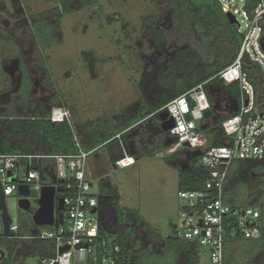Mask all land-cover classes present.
Here are the masks:
<instances>
[{"label":"trees","instance_id":"trees-1","mask_svg":"<svg viewBox=\"0 0 264 264\" xmlns=\"http://www.w3.org/2000/svg\"><path fill=\"white\" fill-rule=\"evenodd\" d=\"M168 4L172 9L173 25L180 36L178 43L184 47L177 50L176 57L170 60L168 68L161 73L162 88L159 92L150 93V83L143 91V106L146 111L120 121L115 131L108 135H102L98 127L91 126V123L78 124L85 148L96 151L100 147H108L113 163L115 158L123 156L125 152L134 154L137 159L154 157L172 144L174 138L161 128L166 113L162 108L193 86L210 79L208 84L213 86L214 95L208 90L207 94L211 102L213 97L218 99L225 96L228 103L229 99H237L240 94L237 82L227 84L217 76L221 69L232 63L241 45L243 35L238 31L237 24L230 22L216 0H168ZM161 39H165V34ZM244 68L255 86L257 107L264 113V79L259 66L246 57ZM48 78L51 86L50 75ZM57 105L63 106L59 98L53 103V106ZM137 107L140 108L141 105L138 104ZM39 110L40 107L33 113L28 112L26 118L0 119V154H61L76 151L73 132L67 120L52 121L51 110L45 114H41ZM223 118L217 122L216 127L209 122V117L206 119L209 128L205 131L209 130L207 136L210 141L212 135L217 136L212 141L216 145L223 144L219 131ZM137 128H141L142 140H139L141 136L138 133H134ZM86 131L88 132L83 133ZM117 134L120 137H116ZM181 155L182 152L178 149L165 158H175L178 161ZM33 161L48 172L43 176V183L53 184V160L35 158ZM197 162L198 156H195L185 160L183 164L176 163L174 167L179 172L178 190H198L203 187L208 170L197 166ZM254 173H264V158L234 160L229 168L225 191L232 206H254L261 210L264 232V180L256 186ZM99 184L103 189L98 196L100 237L114 238L119 243L120 252L112 254L115 264H169L164 260L170 256L172 249L176 250V264H200L199 245L196 242L185 240L177 233L164 237L150 226L138 209L121 206L120 194L111 184L108 175L100 178ZM241 186L251 189L242 199L237 198V195L232 196ZM122 225L125 226L123 232L119 228ZM137 230L141 233L137 234ZM39 231L40 228L29 218L25 222H19V233L29 235V238L1 237L0 264H25V260L31 256L40 261L55 256V241L36 237ZM238 237L243 238L236 236L233 241ZM137 239L144 248H129L127 240L134 242ZM247 243H253L252 239L247 238ZM147 244L149 246L146 247ZM164 244V257L161 258L164 260L157 262L155 258L160 254L155 253L153 248ZM102 253L106 251L99 252V255ZM229 261L232 262L231 259ZM87 264L100 263L90 259Z\"/></svg>","mask_w":264,"mask_h":264},{"label":"built area","instance_id":"built-area-1","mask_svg":"<svg viewBox=\"0 0 264 264\" xmlns=\"http://www.w3.org/2000/svg\"><path fill=\"white\" fill-rule=\"evenodd\" d=\"M222 11L234 16L238 31L243 35L239 50L232 63L221 69L217 76L225 83L237 82L240 94L229 99L228 104L238 108L226 115L219 131L223 144L211 143L202 125H208L205 112L211 108L206 86L209 80L193 86L182 95L172 99L162 109L172 118L174 125L169 135L174 142L159 153L166 156L180 147L201 150L197 166L208 170V177L201 189L178 190L181 201L178 214L181 220L179 236L194 241L210 250L209 264H225L227 245L236 236L257 239L261 234V210L254 206H232L228 202L225 183L229 168L236 159L264 158V113L256 104L255 86L244 68L248 57L259 66L264 79V0H218ZM52 121L67 120L73 132L76 151L61 154H0V180L6 196L17 192L20 183H27L40 192L43 174L48 173L34 163L35 158L52 159L54 164V185L57 195L64 199V222L54 226L40 227L36 235L55 241L56 255L39 260L38 264H75L92 259L100 264H115L112 254L120 252V245L114 238L100 237L99 194L93 191V172L89 160L94 150H87L77 126L67 110L55 107ZM116 137H120L117 134ZM188 143V146H185ZM22 160H26L23 163ZM137 158L125 152L117 157L113 165L127 168ZM11 171L17 182H11L7 173ZM96 209L95 212H92ZM11 237L29 238L19 233V223L10 225ZM3 224L0 217V238ZM179 232V231H178ZM68 245L69 249L60 252ZM106 251L99 255V252Z\"/></svg>","mask_w":264,"mask_h":264},{"label":"rangeland","instance_id":"rangeland-1","mask_svg":"<svg viewBox=\"0 0 264 264\" xmlns=\"http://www.w3.org/2000/svg\"><path fill=\"white\" fill-rule=\"evenodd\" d=\"M28 2L35 10L53 6L52 0H28ZM96 5L100 6V8L97 7V11L101 14L98 18L100 20L99 22H89L90 30L86 34L83 32V28H79L77 31L66 28L65 38H60L62 42L61 40L58 41L61 44L55 43L49 51L45 49L43 51L49 53L48 61L57 83V90L63 94V107L69 112L73 123L77 127L78 124L91 123V126L98 127L102 135H108L115 131L120 121L127 120L133 115L143 114L146 111L142 104L140 108L137 107L142 94L141 88L137 84L139 78L137 75L141 74L142 71L141 59L137 52L142 51L148 56H152L156 48L149 41L147 33H144L143 36L145 42L140 43L143 45V49L136 43L141 33L138 25L139 19L141 20L142 16L149 17L155 22L168 25L170 18L165 0H112V2L110 0H97ZM115 11H120L124 21L132 24L128 28L132 38L130 40L123 39L122 43H117L115 37L112 36L113 28L108 27L106 22H102L106 12L113 13ZM73 18L75 17L70 16L69 20L74 21ZM101 24H103L102 27ZM124 43H130L135 48V52L130 54V58H126L125 52H118L122 47L124 48ZM90 48L98 54L96 56L118 53L116 56H109V58L101 60L94 57L93 61L100 63H97V74H92L86 65H93L92 62H89L91 60V56L88 54ZM81 50L87 51L85 57ZM168 55V52H161L160 54V67L154 74L155 86L157 87H159L158 84L162 83L159 76L165 68ZM148 62L150 66H153V59H148ZM113 67L112 72L114 73L108 74V68L113 69ZM120 67L123 71L119 69ZM125 70L128 72L126 73ZM158 91L157 89L156 92ZM141 132V128L134 131L135 134L138 133L139 136L143 137ZM205 134H209V130L205 131ZM146 139L148 140V138ZM179 150H181L182 155L178 161L175 158L162 157L158 152L154 157H139L137 162L130 167L116 168L113 166L108 147H100L95 151L97 157L93 154L89 160V169L94 174L92 178L93 191L98 194L103 191L99 184V178L108 175L110 182L120 194L121 206L138 209L150 226L163 236H173L180 233L181 220L178 210L181 201L177 194L179 172L172 165L176 162L180 163L187 150L185 147H180ZM250 189L247 186H241L237 193L232 196L237 195V198L242 199ZM38 196L39 191L35 190L32 184L31 199L35 200ZM6 200L16 223L25 222L32 218L31 213L19 208L17 192L7 196ZM36 206V203L33 202L32 207L35 208ZM174 223L178 225L179 230L174 228ZM119 228L121 232L125 230L124 225ZM140 233L137 230V234ZM244 239L238 237L235 239L236 241H230L228 247L230 249H236V246L241 247L240 244L243 243ZM138 240L134 242L127 240L128 247L137 248ZM243 244L247 245V241H244ZM247 247L237 251L235 259L239 263H243L245 259L249 258L251 249ZM155 249L157 252L161 251L159 247H155ZM209 254L208 247L199 245L200 264L210 263ZM160 256H155L157 262L164 260L161 259L164 256L161 254ZM176 260V250L172 249L170 256H167L164 261L169 264H176ZM25 264H38V258L35 256L28 257Z\"/></svg>","mask_w":264,"mask_h":264},{"label":"flooded vegetation","instance_id":"flooded-vegetation-1","mask_svg":"<svg viewBox=\"0 0 264 264\" xmlns=\"http://www.w3.org/2000/svg\"><path fill=\"white\" fill-rule=\"evenodd\" d=\"M52 1L53 6L50 8L35 10L28 0H0V119L26 118L28 112L33 113L38 107H40L39 112L41 114H45L49 110L52 112L55 107H61L66 110L60 105L53 106V103L58 98L59 102L63 104L64 97L57 90V83L48 61L49 53L44 52L43 49L49 51L55 43L60 45L61 39L66 36V28L73 31L83 28V32L86 34L90 30L89 22H99L100 19L98 18L101 14L97 11V7L100 8V6L96 5L97 0ZM110 1L112 2V0ZM165 5L169 9L170 22L168 25L162 22H155L152 18L144 16L138 22L141 33L136 43L143 49L144 47L140 43L145 42L143 36L144 33H147L149 41L156 48L152 56H148L142 51L137 52L138 57L141 59L140 66H142L141 74L137 75L139 77L137 84L142 92L141 100H139L140 105H143V91L149 86V83L150 93L162 88V83L158 84L159 87L155 86L154 76L156 70L160 67L161 52L169 53L164 68L166 70L170 60L176 57L177 50L184 47L178 44L180 36L173 25L172 9L169 7L168 0H165ZM103 10L105 11V9ZM70 16L75 17L72 19L74 21L69 20ZM102 22H106L108 27L113 28V32L111 31L112 36L115 37L117 43H122L123 39L130 40L132 38L128 29L132 24L124 21L120 11L106 12L105 19ZM164 34L165 39H161ZM59 40L61 42H58ZM123 45L124 48L120 47L121 49L118 52H125L127 54L126 58H130V54L135 52L134 46L130 43H124ZM89 51L88 54L91 56L89 62H92L93 65H86L88 66V71L92 74H97V63H100L94 62V57L97 60H101L109 58V56H116L118 53L115 55L109 54L108 56L106 54L96 56L98 54L91 48ZM81 52L85 57L87 51L81 50ZM85 59L88 61L87 58ZM148 59H153V66L148 64ZM119 69L122 70V67ZM112 70H114V67L113 69L108 68L107 73L110 74ZM125 71L126 73L128 72V70ZM49 75L51 86L49 85ZM206 88L213 94L214 88L211 84H208ZM211 103V108L213 106L216 108L213 109L209 116V122L216 127L217 122L229 114L231 108H229L225 96H221L218 99L213 97ZM139 140H142V137ZM192 157H195L194 151L188 150L180 164H183L185 160H190ZM263 176L264 174L262 173L253 174L256 186H259L260 182L264 180ZM257 239L259 241H253ZM257 239H252L253 243L245 245L243 243L247 241L246 238L242 243L243 246H236V249H230L227 245L225 264L226 262L227 264H264V232L262 229ZM246 246L251 249L249 258L245 259L243 263H239L235 259L236 253L246 248Z\"/></svg>","mask_w":264,"mask_h":264},{"label":"water","instance_id":"water-1","mask_svg":"<svg viewBox=\"0 0 264 264\" xmlns=\"http://www.w3.org/2000/svg\"><path fill=\"white\" fill-rule=\"evenodd\" d=\"M230 22L236 23L234 16L228 14ZM216 107L213 106L209 110H207L204 114L206 118H208L213 109ZM238 106L235 105L234 108L231 109L230 112H235ZM163 121L161 124V128L163 131L168 132L170 128L173 127L174 121L172 118L168 117V113L166 112L163 116ZM208 125H202V129H207ZM185 146H188V143H185ZM201 154V150H194V155L199 156ZM183 167V166H182ZM9 180L11 182H17V178L12 176L11 171L7 173ZM17 194L19 195L18 206L20 209L25 212H29L32 214V220L38 227H49L54 226L58 221L59 223L64 222V199L57 195V187L54 184H43L41 190L39 192V196L35 199H31V188L27 183H20L17 188ZM7 196L4 193L3 185L0 180V217L2 219L3 231L2 235L4 237H11L13 232L10 230V225L13 222L12 215L9 211L7 200ZM33 202L36 203V207L33 208ZM96 209H93L92 212H95ZM69 246L64 245L60 248V252L68 250Z\"/></svg>","mask_w":264,"mask_h":264},{"label":"crops","instance_id":"crops-1","mask_svg":"<svg viewBox=\"0 0 264 264\" xmlns=\"http://www.w3.org/2000/svg\"><path fill=\"white\" fill-rule=\"evenodd\" d=\"M227 104H228V103H227ZM228 106H229V108H231V109L235 107V106H231V105H229V104H228ZM230 111H231V110H230ZM207 128H209V126H208ZM203 130H204V129H203ZM204 131H205V130H204ZM216 138H217V136L215 137L214 135H212L211 140L213 141V140H215ZM223 140H224V139L222 138V141H223ZM212 141H211V143H212ZM213 144H214V143H213ZM170 145H171V144H170ZM170 145H169V146H170ZM166 148H167V147H166ZM166 148H165V149H166ZM185 148H186L187 151H188V150H192V149H190V148H188V147H185ZM165 149H164V150H165ZM162 151H163V150H162ZM160 152H161V151H160ZM93 154H95V157H97V156H96V155H97V152L95 153V151H94ZM93 154H92V155H93ZM172 154H173V153H172ZM169 155H171V154H169ZM169 155H166V156H169ZM166 156H162V157H166ZM25 161H26V160H25ZM25 161H24L23 163H25ZM176 163H178V162H176ZM176 163L173 164V165H172V164H170V165L175 166ZM113 166H114V165H113ZM114 167H115V166H114ZM97 168H98V167H97ZM46 174H47V173L43 174V176H46ZM47 176H49V175H47ZM105 176H106V175H105ZM105 176H104V177H105ZM42 179H43V177H42ZM53 179H54V177H53ZM99 179H100V178H99ZM111 184H112V183H111ZM112 185H113V184H112ZM36 226H37V225H36ZM173 226H174V228H176L177 230H179V229H178V225H177L176 223H174ZM39 228H40V227H39ZM175 232H176V231H175ZM177 235H179V234L177 233ZM164 237H167V236H164ZM141 244H142V243L140 242V240H138L137 248H141V247L144 248V245H141ZM145 246L147 247V246H149V245L147 244V245H145ZM146 247H145V248H146ZM157 248H158V247H157ZM159 248H161V251H160V252H157L156 249H155V247H154V248H153L154 252L163 255V251H164V248H165V244L159 246ZM2 249H3V248H2ZM38 262H39V259H38ZM75 264H87V262L81 263V262L75 261Z\"/></svg>","mask_w":264,"mask_h":264}]
</instances>
